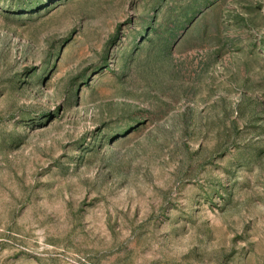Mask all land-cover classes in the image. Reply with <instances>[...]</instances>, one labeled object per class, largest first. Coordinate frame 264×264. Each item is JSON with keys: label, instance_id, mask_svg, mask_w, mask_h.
<instances>
[{"label": "rangeland", "instance_id": "rangeland-1", "mask_svg": "<svg viewBox=\"0 0 264 264\" xmlns=\"http://www.w3.org/2000/svg\"><path fill=\"white\" fill-rule=\"evenodd\" d=\"M0 264H264V0H0Z\"/></svg>", "mask_w": 264, "mask_h": 264}]
</instances>
